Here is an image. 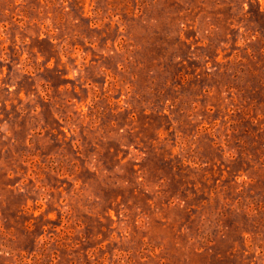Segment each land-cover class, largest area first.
I'll list each match as a JSON object with an SVG mask.
<instances>
[{"label": "rangeland", "instance_id": "rangeland-1", "mask_svg": "<svg viewBox=\"0 0 264 264\" xmlns=\"http://www.w3.org/2000/svg\"><path fill=\"white\" fill-rule=\"evenodd\" d=\"M0 264H264V0H0Z\"/></svg>", "mask_w": 264, "mask_h": 264}]
</instances>
